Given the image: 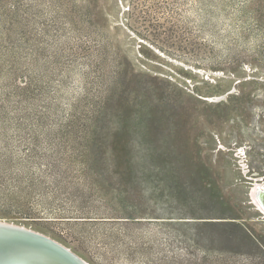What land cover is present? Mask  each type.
Masks as SVG:
<instances>
[{
	"label": "rangeland",
	"instance_id": "rangeland-1",
	"mask_svg": "<svg viewBox=\"0 0 264 264\" xmlns=\"http://www.w3.org/2000/svg\"><path fill=\"white\" fill-rule=\"evenodd\" d=\"M244 151L263 187L264 0H0V218L92 264H264Z\"/></svg>",
	"mask_w": 264,
	"mask_h": 264
},
{
	"label": "bare ground",
	"instance_id": "bare-ground-1",
	"mask_svg": "<svg viewBox=\"0 0 264 264\" xmlns=\"http://www.w3.org/2000/svg\"><path fill=\"white\" fill-rule=\"evenodd\" d=\"M217 73H219V72H215L214 73L215 76H218V75H216ZM241 80L242 79H239L236 82L239 83ZM212 97L213 96H211V95L203 96V100L212 101L213 100ZM239 148H238V151L240 150ZM219 149L220 150H228V148L226 146H224V145L220 146ZM241 150H244V149H241ZM236 153H238V152H236ZM245 154H246V152L244 151V157H242L241 155L237 156L238 160H239V158H246L247 156ZM239 161L241 162L240 164H243L242 162H244L245 160L242 159V160H239ZM237 169H239L238 168V163H237ZM253 172H251V170L248 169V171L245 172L244 178L247 179V180H250L251 181L250 185L255 186L256 190H260V191L263 190L264 191V186L262 187L261 183L259 182L260 180H258L256 178V176H260L261 174L253 173ZM256 180L258 182H256ZM250 194H252V192H250ZM259 197H261L260 199L258 198L259 200H261V201H258L259 203L250 201V204L253 206V208L255 210H259V211L263 210V211H261L259 213H260V216L263 217V220H264V193H262ZM0 230H7V231H11V232L15 233L16 236H17L15 238L16 240L17 239L23 240L21 237H19L20 235H23V236H25V237H27L29 239H32V240H34L36 242H41L42 244H45L46 246H48L49 248L54 250V252L57 254V256L58 257L60 256L59 258H64L67 261V262H65L66 264H91L86 258H84L77 251H75L70 245L62 242L58 238H56V237L52 236L51 234H49L48 232H45V231H43L41 229H38L36 227L29 226V225H27L25 223H21V222H16V221H11V220H8V219L0 218ZM3 237L4 236H2V238ZM4 257L2 256V258H4ZM14 261L15 260H12V259L10 260L11 263L12 262L15 263ZM10 262H8V260L5 261V260L2 259L0 261V264H8ZM23 262L26 263V264H29V262H25V261H23Z\"/></svg>",
	"mask_w": 264,
	"mask_h": 264
},
{
	"label": "water",
	"instance_id": "water-1",
	"mask_svg": "<svg viewBox=\"0 0 264 264\" xmlns=\"http://www.w3.org/2000/svg\"><path fill=\"white\" fill-rule=\"evenodd\" d=\"M16 237V234L11 231L0 230V261L15 260V263L8 264H26L23 261L29 264H66L67 261L64 258H59L60 256L58 257L54 250L45 244L23 235L19 236L23 240H16ZM2 256L5 257L2 258Z\"/></svg>",
	"mask_w": 264,
	"mask_h": 264
},
{
	"label": "built area",
	"instance_id": "built-area-1",
	"mask_svg": "<svg viewBox=\"0 0 264 264\" xmlns=\"http://www.w3.org/2000/svg\"><path fill=\"white\" fill-rule=\"evenodd\" d=\"M242 147V146H241ZM239 148V147H238ZM238 151V150H237ZM236 153V152H234ZM237 154V153H236ZM247 158H246V161L242 162L243 164H240L241 162L239 160H237V163H238V170L243 174L245 175V172L248 171V169H250L251 167L249 166V162L247 163ZM250 167V168H249ZM253 172V171H251Z\"/></svg>",
	"mask_w": 264,
	"mask_h": 264
},
{
	"label": "crops",
	"instance_id": "crops-1",
	"mask_svg": "<svg viewBox=\"0 0 264 264\" xmlns=\"http://www.w3.org/2000/svg\"><path fill=\"white\" fill-rule=\"evenodd\" d=\"M82 255V254H81ZM83 256V255H82ZM84 257V256H83ZM85 258V257H84ZM88 260V259H87ZM89 261V260H88ZM90 262V261H89ZM91 263V262H90ZM92 264V263H91Z\"/></svg>",
	"mask_w": 264,
	"mask_h": 264
}]
</instances>
